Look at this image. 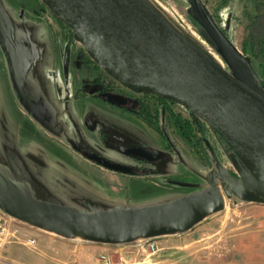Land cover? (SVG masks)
Returning <instances> with one entry per match:
<instances>
[{"label": "rangeland", "instance_id": "374dc122", "mask_svg": "<svg viewBox=\"0 0 264 264\" xmlns=\"http://www.w3.org/2000/svg\"><path fill=\"white\" fill-rule=\"evenodd\" d=\"M155 1L194 30L223 68L235 75L232 65L191 22L192 0ZM0 2L14 24L16 41L29 46L35 55L24 85L30 108L19 97L0 43V168L5 174L10 169L15 177L26 178L38 192L37 200L85 211L110 208L105 193L114 190L124 204L140 208L196 192H213L217 186L223 206L206 219H220L209 227L211 234L221 232L209 241L222 242L235 233L246 234L248 241L241 245L247 252L236 255L238 263L246 264L248 258L253 264H264V188L256 189L242 174L243 165L207 123L177 104H164L155 96L130 91L107 75L86 51L84 54L65 45L61 28H68L42 0ZM202 2L263 80L264 0ZM76 45L83 49L80 42ZM105 85L113 90L102 92ZM121 105L147 106L150 113L159 114L160 126L149 124ZM36 107H41L48 118H40L34 112ZM168 108L194 127L191 142L181 134ZM49 122H55V142L45 135L47 128H53ZM103 161L128 171L109 168ZM208 170L216 171L211 178ZM23 225L24 233L37 240L36 245L7 246L0 253V264H105L103 255L134 263L137 243L144 239L137 236L125 243L102 244L79 233L64 237L34 224ZM152 239L160 250L167 244H180L167 236ZM197 248L200 245L192 247Z\"/></svg>", "mask_w": 264, "mask_h": 264}, {"label": "water", "instance_id": "95a60500", "mask_svg": "<svg viewBox=\"0 0 264 264\" xmlns=\"http://www.w3.org/2000/svg\"><path fill=\"white\" fill-rule=\"evenodd\" d=\"M42 2L72 32L91 60L119 84L136 94L166 99L207 123L243 165L242 174L256 189L263 190L264 84L216 25L202 0H192L194 18L232 65L235 75L179 38L140 0ZM0 43L19 97L32 108L24 85L34 51L16 41L14 24L1 2ZM102 164L128 171L104 161ZM215 172L209 171V178ZM222 206L223 196L215 186L213 192H196L167 203L85 211L28 196L0 168L3 210L61 236L79 233L86 240L102 244L188 231Z\"/></svg>", "mask_w": 264, "mask_h": 264}, {"label": "crops", "instance_id": "0c3cea01", "mask_svg": "<svg viewBox=\"0 0 264 264\" xmlns=\"http://www.w3.org/2000/svg\"><path fill=\"white\" fill-rule=\"evenodd\" d=\"M61 30L63 32L64 44L67 45L68 47H73V48L76 47V50H80L81 52H84L85 54V50L82 49L81 47H78V45H76V40L73 38L71 31L69 29H63V28H61ZM90 62L92 63V61ZM38 109L40 110V111L38 110L39 111L38 115L40 118L42 119L48 118L47 116H45V114H43V109L41 107H38ZM19 110L20 112L23 113V109L21 108V106L19 107ZM24 114L27 115L26 113ZM52 114H53L54 120L56 121V114L53 112ZM54 124L55 122L53 124L49 122L48 125H51V126L53 125V128L49 127L45 130V135L48 136L50 140L52 139L53 140L52 142L56 141L54 140L56 139V136L54 134V130H55ZM209 171L210 170L207 171V174L209 173ZM8 173H9L8 175L11 178L13 177L12 179L15 180L21 186V188L25 191V193L28 196L33 197V198L37 197L38 192L28 183L26 178L15 177V174L10 169ZM142 175L143 174H141V176ZM138 176L139 175H136L134 177L138 178ZM105 195H108V199H107L108 201L105 200L107 201L106 203L111 205L110 208L105 209V210L139 207L135 204L134 205L124 204V201L120 198V196L118 195V192H116L115 190L105 193ZM157 203H152V204L148 203L144 205L145 206L146 205H156ZM101 207L102 206L98 207V209ZM100 211H103V210H100ZM216 220H220V219H204L202 222H200L194 228L188 231L165 235L170 240H173L177 243L179 242L180 244L179 245H175L174 243H172L171 245L167 244V247H165L164 250L159 249V251L151 259L149 258L139 259L140 253H139L138 248H136L135 250L137 251V257L135 258L136 259L135 261L137 262L139 261V262L138 263L135 262V264H239L238 260L236 259V255L240 252L241 253L247 252V250H243V246L241 245V243L248 241V235L235 233L232 236H230V239H226L225 241H222V242H220V240L219 242L209 241V239L212 236L221 232L219 230L216 233L211 234V230L209 226L213 225L214 224L213 222H216ZM224 221H228V219H224ZM223 236H227V235L223 234ZM169 239H164V240L169 241ZM250 241H253V239ZM199 245H200V248L192 249L193 246H199ZM245 263L253 264V259L247 258L245 260Z\"/></svg>", "mask_w": 264, "mask_h": 264}, {"label": "built area", "instance_id": "2783aa9c", "mask_svg": "<svg viewBox=\"0 0 264 264\" xmlns=\"http://www.w3.org/2000/svg\"><path fill=\"white\" fill-rule=\"evenodd\" d=\"M25 221L11 215L0 207V253L11 244H22L26 246H35L37 240L33 237L24 233ZM137 248L139 250V259L151 258L158 251L159 247L152 238L144 237V239L139 240L137 243ZM105 264H135L138 263H128L124 260L113 261L107 255H103Z\"/></svg>", "mask_w": 264, "mask_h": 264}, {"label": "bare ground", "instance_id": "6f19581e", "mask_svg": "<svg viewBox=\"0 0 264 264\" xmlns=\"http://www.w3.org/2000/svg\"><path fill=\"white\" fill-rule=\"evenodd\" d=\"M140 2L167 28L175 33L179 38L197 50L199 53L207 57L219 67L223 68V64L217 55L212 52L205 41L188 25L179 21L168 10L163 8L155 0H140ZM53 232V231H52ZM55 233V232H53Z\"/></svg>", "mask_w": 264, "mask_h": 264}, {"label": "trees", "instance_id": "16d2710c", "mask_svg": "<svg viewBox=\"0 0 264 264\" xmlns=\"http://www.w3.org/2000/svg\"><path fill=\"white\" fill-rule=\"evenodd\" d=\"M191 22L198 28V30H200L203 38L208 41L214 48L215 50L223 57L221 51L218 49V47L215 45V43L211 40V38L207 35V33L204 31V29L200 26V24L196 21V19L194 18L193 14L191 16ZM72 34V32H71ZM226 60V59H225ZM227 61V60H226ZM263 84H264V79L262 80ZM113 90L112 88H109L108 85H105V87H103V89L101 90L102 92H106V91H111ZM151 96H155V95H151ZM158 98V100H160L162 103L167 104L170 103V101L166 100V99H162L158 96H155ZM108 101V100H107ZM111 103H114L112 101H109ZM122 108H125L126 110L138 115L139 117L143 118L146 122H148L149 124H152L154 126H160L158 125V113L153 112H149V109L147 106H142L139 105L137 107H132V108H127L124 106H121ZM168 113L169 115L172 117L174 123L176 124V126L181 130V134L188 140L191 142V140H193V133H194V127L191 125L190 122H188L187 120H185L180 114L174 112L172 109L168 108ZM199 124V123H198ZM200 126V125H198ZM197 126V127H198ZM201 131H203V128L200 129Z\"/></svg>", "mask_w": 264, "mask_h": 264}, {"label": "flooded vegetation", "instance_id": "af4514ba", "mask_svg": "<svg viewBox=\"0 0 264 264\" xmlns=\"http://www.w3.org/2000/svg\"><path fill=\"white\" fill-rule=\"evenodd\" d=\"M106 92H110V91H106ZM124 107H126V106H124ZM127 108H129V107H127ZM38 110H39L38 107H36V109L34 110V112H36L38 114V112L40 111V110L39 111Z\"/></svg>", "mask_w": 264, "mask_h": 264}]
</instances>
